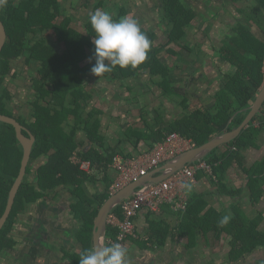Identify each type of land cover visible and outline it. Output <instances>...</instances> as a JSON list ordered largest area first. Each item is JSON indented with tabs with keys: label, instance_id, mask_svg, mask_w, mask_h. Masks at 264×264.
<instances>
[{
	"label": "trees",
	"instance_id": "trees-1",
	"mask_svg": "<svg viewBox=\"0 0 264 264\" xmlns=\"http://www.w3.org/2000/svg\"><path fill=\"white\" fill-rule=\"evenodd\" d=\"M158 1L166 42L155 45L157 33L151 28L140 27L151 41L147 59L135 68L122 69L116 66L101 77L109 81L124 82L147 73L149 81L158 87L160 95L176 99L185 110L181 117L167 122H164L159 113L156 123H159L160 127L156 129L150 121L143 119V131L132 127L128 140H131V137H136L137 142L142 139L150 150L167 134L177 132L190 138L198 146L217 133L238 126L261 87L264 79V0L222 1L231 4L248 1L249 4L236 7L244 21H237L235 26H231V32L224 36L220 46L213 47L211 57H216L222 62L217 64L220 77L210 106L188 104L190 96L177 91L170 78V73L176 67L184 72L187 69L194 72L197 68L196 61H202L203 52L197 45L189 47L187 43L183 44L182 47L188 52L185 54L187 57H182L181 52L168 47L169 44L182 45L187 29L193 27L192 21L197 13L186 0ZM102 2L103 0H96L92 12L100 8ZM125 12L123 7L118 9L119 16ZM118 15H112L113 19L117 20ZM73 17L74 15L65 12L62 0H8L7 5L0 9V20L6 32V39L0 51V113L14 117L35 137L26 173L17 190L11 212L0 229V258L16 243L11 232L17 216L30 205H34L38 199L57 200L60 191L56 188L60 187L70 195L68 208L78 220V227L75 226L73 232L79 244V248L75 250L64 246L62 252L71 264H79L81 251L92 249L94 219L101 204L110 196L109 186L113 179L109 174V165L112 158L117 153L125 158L130 156L115 147L104 146L96 117L100 111L93 109L89 112L87 109L91 90L86 88L85 75L91 72L95 64V60L91 59L95 33L89 22V14L83 25L84 32L72 24ZM253 27L258 30V34L254 32ZM58 46L60 48H57ZM166 46L164 52L176 56V61H180V64H168L163 58V49ZM19 56L24 57V63L28 67L34 98L27 118L23 113L15 114L11 104L12 95L6 85H3V81L9 79L12 61ZM192 61L194 62L191 63ZM222 65H225V68L221 67ZM128 88L132 90L130 86ZM243 109L245 111L242 112ZM263 111V108L260 109L251 122L260 119ZM234 113L236 114L226 126ZM251 122L237 137L224 144L226 149L221 151L218 146L202 159L212 167L219 190L229 194H235L237 191H231L223 185L224 175L233 165L242 168L247 175L249 198L254 203L259 201L262 195L264 159L253 167H245L241 150L254 145V138L264 124L257 128ZM22 132L27 134L26 130ZM78 132L83 133V140L77 139ZM95 144L96 147L93 146ZM74 154L80 160L90 163V171L80 169L79 164L70 160ZM21 158L22 147L16 139L14 127L0 121V216L7 202L9 189L18 174ZM33 163L37 164L36 181L30 180L29 177L33 171ZM88 183H101L103 188L92 192L88 189ZM200 200L197 196L188 198L186 209L176 212L183 215L180 229H183L185 219L189 215L193 212L197 215L202 210L203 205L198 203ZM232 210L231 219L223 227L218 226L222 216L215 210H208L199 219L212 221L211 224L207 222L206 228L201 226L202 233L211 230L215 231L217 237L222 232L231 235L230 259L236 260L264 246V231L257 228L259 216L249 218L237 205L233 206ZM113 212L120 216L119 206H116ZM117 232V227H106L105 246L111 245L109 240H116ZM168 232L167 225L164 226L153 219L149 239L152 244L161 246ZM42 235L40 231L35 237L39 244L45 241Z\"/></svg>",
	"mask_w": 264,
	"mask_h": 264
},
{
	"label": "crops",
	"instance_id": "crops-1",
	"mask_svg": "<svg viewBox=\"0 0 264 264\" xmlns=\"http://www.w3.org/2000/svg\"><path fill=\"white\" fill-rule=\"evenodd\" d=\"M155 5H157L156 7L159 10L158 7L159 2L156 3ZM187 38L188 36L186 35L184 41L181 42L182 45L179 46L182 47L183 44H186ZM182 49L185 50L183 47ZM180 52L182 53V57L184 56L187 57L185 54H187L188 52H183V51ZM178 62L180 61H177V63ZM201 67L199 68L197 67L194 72H190L189 69H187L186 71L190 73L188 75H192L193 77H195L193 73L199 71ZM216 70H217L216 78H206L202 70L198 72V77L205 80V83L207 84V86L203 88L201 93L203 95H206L207 98H198L199 101V102L197 101L198 104H202L205 106H210L212 104V96L214 91L218 88V80L220 77V70L217 67V63H216ZM181 71L182 72H177L176 74H179L180 76L179 79L184 80L183 87L185 84H187L186 89L189 86L192 87L191 85L193 84V80L195 81V79L191 78L190 79L191 81L185 80V77H183L184 74H181L184 71L183 70ZM90 75H91L90 77H87L88 80L86 79V77L85 80L87 82L91 81V84L87 83L86 85V88L90 89L91 90L90 92H92L91 97L95 96L96 92L98 94L99 91V89H97V86H95L94 84L98 85L101 82L107 84L114 83L121 87L124 86L126 88L125 90L129 89L128 86H130L132 90L134 89V87H137L135 88V92H137V94L139 95V93H141L140 83L147 84L144 81L148 78L147 73H143L142 75H146L147 78L141 79L142 75H140L134 80L115 82V81H109L108 79H105L104 77L101 76L97 77L95 74H90ZM175 79L177 78L175 77L174 74L171 79V82L174 83ZM194 88L196 87L194 86L193 89ZM177 91L179 90L177 89ZM117 94L119 95V91L117 92ZM156 96L158 98H154L157 100L155 104H151L152 103L151 100L150 101H143L140 99L136 100L134 104V108H137L139 115L138 117H140L141 119L140 125H138L135 121H132L130 119H125V116L122 112L113 115L114 113L112 112L111 108H113L115 105L114 103H112L114 99L118 100L117 102L118 105V103L120 104L121 100L124 101V98H128L127 96H123V98H114V99L109 98L111 107H108V110L106 112L98 108L100 113H97L96 117L98 118L99 121V132L100 135L102 136L104 146L106 148L115 147L117 148L118 151L122 150L125 153H129L130 156L126 158H137L142 154L150 151L148 146L144 143L142 139H140L139 142L136 141V137H131L132 139L128 140V135L130 133L129 130L132 127H138L140 128V131H143V119H147L148 121H150L152 127L156 129L160 127L159 123H156V117L159 113L162 115V119L164 120V122H167L169 120L177 119L181 117V115L185 112L184 108L178 103L176 99L162 96L160 95V92H158ZM91 97L88 100V106H87L89 112L93 110V108L90 106ZM187 101H189V98ZM188 104L191 105V103L189 102ZM262 108L264 109V103L260 109ZM174 109L176 110L175 112ZM243 111H245V109H243L242 112ZM235 114L236 113H234L232 117L227 121L226 126L229 125L231 119L234 117ZM102 116H104L106 120L102 119ZM251 123L253 124V122ZM236 127L237 126L232 127V129ZM222 133H217V135ZM84 138L85 137L82 132L77 133V139L83 140ZM254 142H255L254 145H251L241 150L243 164L245 167L248 168L255 166L257 163L261 162L264 159V127L260 129L257 136L254 138ZM93 146L96 147V144ZM219 148L221 151H223L227 147L225 145H220ZM117 155L122 156V154L120 153H117ZM40 161L41 159L38 160V162ZM36 167H37L36 163H33L31 165L32 170L35 169ZM152 171L153 170L149 171V173L144 177H147ZM33 173L34 171H31L29 175L30 178L32 177ZM109 174L112 176V179L114 181L117 178L118 172L110 167ZM142 178H140V180ZM246 181H247V175L243 171V169L240 168L238 165L231 166L224 175L223 185L227 189H230L231 191L233 190L237 191V193L229 194L219 190L216 184V178H213L212 176L207 175L203 172H198L196 174L195 182L191 184L192 190L186 193V195H187V199L193 196L195 197L197 196L201 198V200L198 203L203 205V208L200 212L197 213V215L196 213L193 212V214L189 215L185 219L186 222L183 226V229H180L181 219L183 215L182 214L179 215L175 211L171 210V208L166 204L162 205L158 212H150L145 209L140 210L135 218L137 236L134 238H129L126 242L125 248H127L128 250V254H127L128 264H237L238 262H240V260L246 258L250 253L241 256L240 259L231 260L230 259L231 235L222 232L220 233L219 237H217L215 231H211V230H209L207 233H202L203 231L202 227L206 228L207 222L211 224L212 221H202V219H199L210 209L215 210L217 214L219 213V215L222 217L225 215L231 216L233 213L232 210L233 206L237 205L249 218H256L259 216L257 228L259 230L264 231V185L262 186V195L259 201L252 203L251 199L249 198V192L246 187ZM62 195H63L62 192H60V196ZM69 197H70L69 194L65 197H62L65 200L61 198L60 199L61 201H59L57 205L52 204L53 208L56 209V206H58L59 204H60L59 206H62L63 203L68 202ZM47 202L48 200L40 199L38 200V204L39 206H41V209H39L38 204L30 205L26 211L20 213L17 216L11 232V236L13 237V239H15L16 243L21 242L20 239L21 236L19 237V235L23 234L25 231L28 230L32 231V226L35 222V219L38 218L39 213H42L39 212V210L41 211L43 204ZM59 211L60 208L55 211L56 213L50 216L51 220L56 219L61 221L59 229H57V226L56 228L49 227V229H52L51 232H54L57 229L56 231L57 233L61 235L64 234L65 238H61V243L59 244L61 246H58V250L60 251L59 263L63 264L62 262H65V264H71L70 260L65 256H63L62 248L64 247V243L68 244V240L72 241L70 243L71 245L74 244L76 245L77 247L76 249L79 248V245L76 241L73 232V228L75 226L78 227V220H76L74 216L70 213V210L68 208V203H67V207L64 206V209L62 211L64 212V214L61 213L62 215L59 214L61 216H58L57 214ZM66 218H68V220L74 221L72 227L71 226L66 227L62 224V220L65 221ZM153 219L161 222V224L164 226L167 225V229L169 231L165 237L164 243L161 246L152 244L151 243L152 241H150L149 239V232H150L151 222L153 221ZM30 241H31V245L29 249H30V253H32L31 256L33 257H31V260L29 262L26 261L24 263L27 264L46 263L48 257L45 258L43 256H36L41 251L38 249V247L48 246L55 248V244H53L54 241L45 240L44 242H42V244H39L38 242L35 243L31 238ZM207 249H209V251H207ZM259 249H264V246L258 247L255 250H259ZM10 252L11 250L7 249L1 255L0 264H20V262H17V256H15V253L14 252L10 253ZM254 263L264 264V260L258 258L257 260L254 261Z\"/></svg>",
	"mask_w": 264,
	"mask_h": 264
},
{
	"label": "rangeland",
	"instance_id": "rangeland-1",
	"mask_svg": "<svg viewBox=\"0 0 264 264\" xmlns=\"http://www.w3.org/2000/svg\"><path fill=\"white\" fill-rule=\"evenodd\" d=\"M188 4L193 6V9L196 11L197 16L195 20L192 21L193 27L187 29V44L189 47H192L194 45L199 46L200 51L203 52L202 54V61H196L195 66L201 67L199 71L202 70L204 73V76L206 78H216L217 77V70H216V63L219 64V61L216 59V57L212 56L213 47H218L221 44V39L227 35V33H230L232 30V27L236 25L237 21H244V18L242 14H239L237 12L236 7H244L249 4L248 1L244 2H238L235 4H231L229 2H222L223 0H186ZM96 0H62L64 10L67 14L74 15L72 19V24L77 27L80 31L84 32V22L87 18L86 16L92 12L94 9ZM159 1L157 0H103L102 6L98 9H101L103 11H107L111 13L112 15H118V9L121 7L126 9V12L124 15H121L118 17L117 20L124 18V17H131L135 18L139 24L140 27H146V28H153L154 31L157 33V38L154 42V44H162L166 40V36L164 33V24L163 20L160 14V11L157 9L156 3ZM232 26V27H231ZM253 30L256 34H258V30L253 27ZM168 47L172 48L173 50H176L177 52L183 51L187 52L182 49L181 46L176 44H169ZM57 48H60L59 46ZM167 46L163 49V58L167 61L169 64H173V62L176 61V56H172L170 54H166L164 51L166 50ZM205 52V53H204ZM188 54V53H187ZM204 54H207L204 55ZM204 55V56H203ZM23 56V55H22ZM19 56L17 59L12 61V68L10 69L9 73V79H5L3 81V85H6V87L9 89L11 95H12V102L13 105V111L15 114L20 115L24 114V116L27 118L29 116V109L31 108V102L33 101V93L32 88L30 87V81H29V73L28 67L24 63V57ZM192 61L191 63H193ZM177 63V61L175 62ZM177 64H180L178 62ZM202 64V65H201ZM221 67L225 68V65H222ZM172 71L175 74V77L177 79L174 80L175 87L179 90V92H182L183 94H187L190 96L189 103H191L192 106H197L198 104V98H207L206 95L201 94L203 88L207 86L205 83V80L198 77V72L196 71L194 74L195 77L192 75H188V71L183 72L181 74H184L183 77H185V80H190L191 78H194L192 87H188L186 89L187 84L183 87V79H179V74H176L177 72H182L181 70ZM13 73V74H12ZM173 73H170V78L173 77ZM93 74V73H90ZM87 74V77H90L91 75ZM147 78L146 75H142L141 79ZM88 80V79H87ZM215 80V79H214ZM191 81V80H190ZM147 84L140 83L141 90L139 95L135 92V90H125L126 88L123 86H118L114 83H104L101 82L100 84L96 85L97 89H99L98 94L95 93V96L91 97L90 100V106L96 110L100 108V110H104L105 112L108 110V107H111L110 99L109 98H123V96H127L128 98H124V101L121 100L120 104L117 102L118 100L114 99L112 103H114V107L111 108L113 115H116L120 112H122L125 116V119H130L132 121H135L138 125L141 124V119L138 117V111L137 108H134V104L137 99L143 100V101H152L151 104H155L157 102L156 99L158 98L156 94H158V87L156 85L151 84L150 81H148V78L144 81ZM87 83L91 84V81H88ZM138 84V83H137ZM196 87L193 89V87ZM137 88V87H134ZM119 91V95L117 92ZM92 94V92H91ZM144 94V95H143ZM153 94V95H152ZM112 99V100H113ZM198 101V102H197ZM151 106V105H149ZM179 106V105H178ZM175 107V106H174ZM180 108V107H178ZM125 110V111H124ZM180 110V109H179ZM176 110L174 109V112ZM102 119L106 120L104 116H102ZM90 171V169L88 170ZM30 180H33L32 177ZM36 181V180H35ZM88 189L90 191L94 190H101L103 188V184L96 183L93 185L92 183H88ZM56 189H59L60 192H62V196H60L57 200L50 201L51 208H53L52 204L57 205L60 199L62 197H65L68 195L67 191L63 188L57 187ZM65 200L64 198H62ZM67 203L65 202L62 204V206H56V210L60 208V211L58 212V216H61L64 214L63 209L64 206L67 207ZM40 212V210H39ZM56 213L54 210H50V208H47L42 210V218L46 222V228H47V235L48 240L54 241L53 244H55V248L48 247V246H41L38 247L40 253L36 256H43L45 258L48 257V260L44 264H60L59 263V257H60V251L58 250V246L61 243V238H65L64 234L57 233V229L60 227L59 220H51L50 216L52 214ZM62 213V214H61ZM61 214V215H59ZM59 219V217H58ZM62 224L66 227H72L74 224V221L68 220V218L65 219V221L62 220ZM66 224V225H65ZM57 229L54 232H51L52 229H49V227L56 228ZM31 231H25L23 234L19 235L21 242L16 243L15 249L14 246L10 249L11 252L15 253V256H17V262H20V264H27L24 263L26 261L31 260L32 253H30V245H31ZM18 237V239H19ZM30 237V238H29ZM52 239V240H51ZM72 241L68 240V244L64 243V246L70 250L76 249V245H71ZM79 245V244H78ZM209 251V249H207ZM10 252V253H11ZM241 258V257H240ZM239 258V259H240ZM264 260V249L255 250L254 252L250 253L246 258H243V260H240L237 264H256L254 263L257 259ZM16 261V260H15ZM65 264V262H62Z\"/></svg>",
	"mask_w": 264,
	"mask_h": 264
},
{
	"label": "built area",
	"instance_id": "built-area-1",
	"mask_svg": "<svg viewBox=\"0 0 264 264\" xmlns=\"http://www.w3.org/2000/svg\"><path fill=\"white\" fill-rule=\"evenodd\" d=\"M253 124L256 127L264 124V111L261 113V118L253 121ZM195 146L190 138H186L177 132H170L162 141L157 142L150 151L137 158H125L115 155L112 158L110 167L118 174L109 186L110 195L131 182L139 181L149 171ZM232 148L234 149V147ZM70 160L75 164H79L82 170L88 171L90 169V163L80 160L75 154L70 157ZM198 172L216 178L212 167L205 160L198 159L186 164L183 168L173 172L161 181L139 185L132 195L123 199L117 205L119 206L120 216L113 212L114 209L107 214V226L118 228L116 240H109V242L111 244L119 243L125 247L129 238L136 237L135 218L142 209L158 212L161 206L166 204L175 212L184 211L187 206V195L184 190H181L180 184L182 182L193 184Z\"/></svg>",
	"mask_w": 264,
	"mask_h": 264
},
{
	"label": "water",
	"instance_id": "water-1",
	"mask_svg": "<svg viewBox=\"0 0 264 264\" xmlns=\"http://www.w3.org/2000/svg\"><path fill=\"white\" fill-rule=\"evenodd\" d=\"M5 39H6L5 28L2 21L0 20V51L4 45ZM263 103H264V79L259 91L255 95L250 106L248 107V111L246 115L244 116L243 120L236 128L223 132L222 134H218V135L216 134L215 136H213L203 144L181 152L173 159L168 160L163 165L155 168L152 172H150V174L147 177H144L136 182H131L130 184H127L123 188L119 189L116 193L111 194L101 204L94 219L93 228H92V240H91L92 248L105 247V233L107 227L106 217L107 214L120 203V201L132 195L134 193V190L139 185L161 181L165 179L167 176L171 175L173 172L183 168L186 164L204 158V156L208 154L211 150L217 148L220 145L227 144L228 142L233 140L235 137H237V135L241 132L242 129L248 126V124L251 122L254 116L259 112ZM0 121L11 124L14 127L16 139L22 147V158L20 162V168L17 176L15 177L9 189L5 208L0 216V229H1L11 212L17 190L26 173V167L30 159V153L32 150L33 143L35 141V137L27 128H25L12 116H8L6 114L0 113ZM23 130H26L27 133L26 135L22 132ZM33 171L34 173L32 174V179L35 181L37 179L36 168L33 169ZM50 210L56 211L55 208H50ZM42 234L44 239L48 240L49 237L47 235V231L42 232ZM35 237H36L35 233L31 235V239L35 243H37L38 241Z\"/></svg>",
	"mask_w": 264,
	"mask_h": 264
},
{
	"label": "clouds",
	"instance_id": "clouds-1",
	"mask_svg": "<svg viewBox=\"0 0 264 264\" xmlns=\"http://www.w3.org/2000/svg\"><path fill=\"white\" fill-rule=\"evenodd\" d=\"M8 0H0L3 9ZM89 22L95 33L93 44L94 53L91 59L95 64L91 72L97 77L120 68H135L147 59L151 41L141 31L135 18L124 17L114 20L111 13L96 9L89 13ZM181 190L186 193L192 190V185L182 182ZM231 219L230 215L223 216L218 226H225ZM127 248L119 243L105 247H93L80 253L79 264H128Z\"/></svg>",
	"mask_w": 264,
	"mask_h": 264
},
{
	"label": "flooded vegetation",
	"instance_id": "flooded-vegetation-1",
	"mask_svg": "<svg viewBox=\"0 0 264 264\" xmlns=\"http://www.w3.org/2000/svg\"><path fill=\"white\" fill-rule=\"evenodd\" d=\"M227 34H229V33H227ZM226 36V35H225ZM224 38V37H223ZM222 38V39H223ZM221 39V40H222ZM38 200H40V199H38ZM38 200L34 203L35 205L36 204H38ZM44 200V199H43ZM38 206H39V204H38ZM49 207H51V204L49 203V200H48V202L45 204V205H43L42 206V210H44L45 211V209H47V208H49ZM39 209H41V206H39ZM42 210L40 211V212H42ZM42 213H39V215H38V218H36L35 219V222H34V224H33V226H32V231H31V233H36V236H38L39 235V232L40 231H42V232H44V231H47V228H46V222L44 221V219L42 218ZM42 228H45V229H42ZM38 241V240H37Z\"/></svg>",
	"mask_w": 264,
	"mask_h": 264
}]
</instances>
